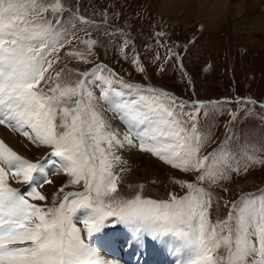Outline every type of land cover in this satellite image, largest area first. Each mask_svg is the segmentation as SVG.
I'll list each match as a JSON object with an SVG mask.
<instances>
[{
  "label": "snow or ice",
  "instance_id": "snow-or-ice-1",
  "mask_svg": "<svg viewBox=\"0 0 264 264\" xmlns=\"http://www.w3.org/2000/svg\"><path fill=\"white\" fill-rule=\"evenodd\" d=\"M85 10V0H0V126L60 161L49 172L47 158L33 162L0 139V264H119L92 244L95 234L118 225L128 230L129 246L142 248L150 238L180 257L177 264H264V191L258 199L245 195L224 204L226 217L212 219L218 188L227 191V182L257 165L264 170V102L210 101L237 105L236 111L224 109L229 120L218 139L215 125L200 124L207 115L202 102L188 111L168 91L128 83L97 63L99 41L91 30L123 33L108 30L107 11L98 22ZM155 35L164 63L183 69L179 45L165 44L163 32ZM152 59L160 64L159 54ZM72 61L94 67L72 72ZM130 62L146 72L139 54ZM117 85L134 95L125 99ZM256 109L259 125L253 122L237 137L233 127L241 116L253 120L249 114ZM116 118L126 131L115 127ZM125 150L166 166L171 183L184 194L154 199L137 190L122 196L123 174L129 171ZM61 174L68 183L60 193L78 185L83 191L48 204L40 189L53 184L51 175Z\"/></svg>",
  "mask_w": 264,
  "mask_h": 264
},
{
  "label": "rangeland",
  "instance_id": "rangeland-1",
  "mask_svg": "<svg viewBox=\"0 0 264 264\" xmlns=\"http://www.w3.org/2000/svg\"><path fill=\"white\" fill-rule=\"evenodd\" d=\"M197 1L85 0V15L91 17L95 14L99 22V13L107 11L111 25L108 30H122L123 33L119 36H106L103 28L100 31L91 30L92 37L99 41L94 49L97 63L114 71L120 79L128 83L145 87L149 81L150 84L159 83L165 86L170 95L183 100L189 106L188 111L192 110L193 103L202 102L205 105L202 111L207 115L200 116V124L205 128L215 125L214 131L217 132L218 139H223L224 125L229 120L224 109L232 108L236 111L237 105L211 104L210 101L242 98L264 102V26L259 23L264 21L260 20L259 15H264V0H201L205 5L214 4L211 6L213 10L218 8V1L221 3L220 10L211 14L214 15L213 20L204 18L207 24L204 23V15L199 12L201 1ZM249 14L251 15L245 20L244 17ZM161 31L165 33V44L179 45L175 51L183 58V69L173 63H164L165 51L157 47L155 35ZM125 39L129 41L127 46L123 44ZM121 48L124 49L123 52L120 51ZM136 54L140 55L141 64L146 67L145 73H141L138 66L130 62V58ZM157 54L161 57L159 65L152 59ZM93 67V64L76 61L68 64L72 72L90 70ZM161 67L165 71H160ZM70 78L76 77L72 75ZM116 87L124 92L125 99L134 95L119 85ZM110 112L109 117H112L113 113ZM258 114L259 109L249 114L253 120H249L248 116H241L233 127L237 137L248 132L253 122L259 125ZM115 115L118 117L119 113ZM112 122L121 131H126L124 121L116 118ZM16 138L23 145L18 154L27 153L33 162L49 157V172H54L59 166V158L36 149L20 135ZM125 161V167L129 171L123 174L120 185L122 196H128L137 190L154 199H167L169 192L184 194V190L171 183L172 172L155 158L139 152H127ZM55 176H50L53 184L40 189L48 196V204L57 196L62 198L68 190L83 191V187L78 185L65 187L64 193H60L59 189L68 180L63 174L57 175V179ZM11 183L21 191L26 188L23 184ZM225 186L227 191L219 188L216 190L215 195L220 203L213 212V221L226 217L229 209L223 205L232 200L238 201L245 195H254L258 199L259 193L264 191V170L257 165L256 170L247 176L237 177ZM78 226L82 227L80 224Z\"/></svg>",
  "mask_w": 264,
  "mask_h": 264
},
{
  "label": "bare ground",
  "instance_id": "bare-ground-1",
  "mask_svg": "<svg viewBox=\"0 0 264 264\" xmlns=\"http://www.w3.org/2000/svg\"><path fill=\"white\" fill-rule=\"evenodd\" d=\"M200 1L201 0H198L197 2L200 3ZM200 5H199L200 6L199 12L200 14L204 15L203 20L205 21L204 22L205 24H207L206 19L213 20L214 15L211 14L216 13L221 8L220 1H218V8L216 10H213L211 7L214 4L211 6L209 4L205 5V3H202L201 1ZM250 15L251 14L246 15L244 19L247 20L248 16ZM259 15H260V20L264 19V15L262 13H259ZM259 23L260 25L264 26V21H260ZM116 125L118 126V124ZM17 135H18L17 133L10 132L6 130L3 126H0V139H3L12 148L13 146H15L13 150L19 153L20 152L19 150L22 151L23 145L22 143H18V140L16 138ZM127 152L135 153L137 151L125 150L122 153L124 160L127 157ZM21 155L29 159L27 153L26 154L22 153ZM50 165L48 166V163L46 164V167L48 168L49 171H50ZM56 177L57 175L54 178ZM128 240H129V232L124 226H121L116 230H112L108 228V230L95 234L94 237L92 238V244L101 253L102 256L109 259H114L118 261L119 264H177V260L180 259V257L170 252L167 247L161 245L157 241L151 240L150 238L145 240L142 248L129 246Z\"/></svg>",
  "mask_w": 264,
  "mask_h": 264
},
{
  "label": "flooded vegetation",
  "instance_id": "flooded-vegetation-1",
  "mask_svg": "<svg viewBox=\"0 0 264 264\" xmlns=\"http://www.w3.org/2000/svg\"><path fill=\"white\" fill-rule=\"evenodd\" d=\"M145 87H155L157 89H162V90H165L167 91L166 87L159 84V83H155V84H150V82L148 81L147 84L145 85Z\"/></svg>",
  "mask_w": 264,
  "mask_h": 264
}]
</instances>
